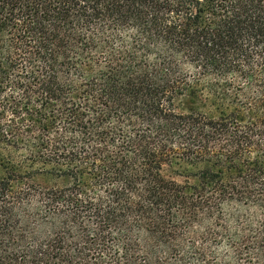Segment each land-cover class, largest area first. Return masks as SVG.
<instances>
[{
    "label": "trees",
    "instance_id": "16d2710c",
    "mask_svg": "<svg viewBox=\"0 0 264 264\" xmlns=\"http://www.w3.org/2000/svg\"><path fill=\"white\" fill-rule=\"evenodd\" d=\"M0 264H264V0H0Z\"/></svg>",
    "mask_w": 264,
    "mask_h": 264
}]
</instances>
